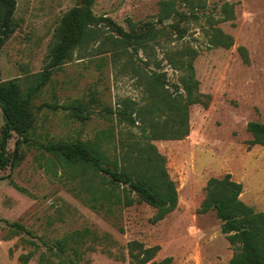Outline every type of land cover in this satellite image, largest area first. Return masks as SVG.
<instances>
[{
  "label": "rangeland",
  "instance_id": "rangeland-1",
  "mask_svg": "<svg viewBox=\"0 0 264 264\" xmlns=\"http://www.w3.org/2000/svg\"><path fill=\"white\" fill-rule=\"evenodd\" d=\"M15 1L17 28L0 49L1 79L17 78L23 89L36 88L30 98L34 133L22 145L21 158L0 168V264H58L60 257L48 246L55 238L85 227L108 234L116 243L101 246L87 238L77 264H128L126 243L132 239L158 245L154 258L170 256L171 264H228L234 248L221 230L222 221L214 209L202 213L199 207L207 180L230 173L242 184L239 198L264 213V145H250L246 129L248 121L264 123V0H205L206 8L197 19L186 4L177 2L176 8L186 17L172 16L162 23L158 21L161 0H94L95 15L109 16L125 30L127 19L137 26L150 23L155 30L165 28L138 50L116 45L103 28L100 38L75 49L38 86L54 30L79 0ZM225 2L234 5L235 16L215 22ZM169 24H175L174 30ZM212 27L232 36V46H210ZM185 46L197 51L195 76L199 90L210 95L209 105H189V133L184 138L151 140L164 155L176 184L177 206L156 222L152 221L156 209L145 202L93 210L81 198L87 193L75 180L57 165L47 168V153L40 142L94 139L104 129L114 135L104 143L110 156L129 152L126 145L143 138L141 124L119 122L106 110L125 100L145 104L150 75L173 90L171 84L181 71L171 67L169 56ZM238 46L247 49L249 63L242 60ZM86 112L85 120L76 116ZM2 125L0 109V129ZM16 139L13 133L7 143L10 153ZM12 222L22 224L30 234L13 231ZM27 253L30 257L23 263L20 256Z\"/></svg>",
  "mask_w": 264,
  "mask_h": 264
},
{
  "label": "trees",
  "instance_id": "trees-1",
  "mask_svg": "<svg viewBox=\"0 0 264 264\" xmlns=\"http://www.w3.org/2000/svg\"><path fill=\"white\" fill-rule=\"evenodd\" d=\"M177 2L188 6L193 19H197L198 12L206 8L205 0H161L158 15L160 23L172 16L186 17V14L176 8ZM93 3L94 0H79L77 6L61 16L49 44L46 69L38 75L37 86L43 84L50 71L59 67L75 49L100 38L103 28L110 32L106 37H110L116 45L124 49L130 46L134 50L144 49L148 41L156 39L165 28L163 25L155 30L150 23L145 27L137 26L127 19L128 30H125L109 16L95 15L92 11ZM15 6V0H0V49L17 28L13 16ZM220 13L221 16L215 22L233 19L234 5L223 3ZM209 19L212 17L209 16ZM174 25L169 24V27L174 30ZM208 43L213 47L229 48L233 44V38L219 27H212ZM237 49L242 60L249 63L247 49L244 46H238ZM196 54L194 48L185 46L169 56L171 67L181 71L177 82L171 84L173 90L166 87L164 81L160 82L157 76L150 75L145 82L149 93L145 104L138 106L125 100L113 110H106L115 114L119 122L141 124L143 138L128 143L126 147H129V152L122 156H110L107 153L104 143H110L113 138L111 130H100L94 139H47L40 142L42 151L47 153V168L53 169L57 165L67 173L68 178L75 180L81 190L87 193L81 198L93 210L98 211L105 205L110 209L112 205L130 206L145 202L156 209L152 221L164 218L177 206L178 191L168 174L164 155L151 140L184 138L189 133V105H209L210 95L199 90V82L195 76L193 61ZM35 89H23L17 78L2 80L0 71V109L3 118L0 129V168L8 164L13 166L21 158L22 145L31 141L34 117L30 111V98ZM75 106L71 105L69 108ZM76 116L85 120L89 113ZM246 129L251 134L248 140L250 145H264L263 122L248 121ZM13 133L17 139L15 148L10 153L7 143ZM81 190H77V195H81ZM241 191L242 184L233 180L230 173L222 177H210L199 212L214 209L222 221L221 230L227 234V239L234 248L228 264H264V213L244 203L239 198ZM11 227L15 232L25 231L30 234L17 222H12ZM87 238L101 246L110 241L113 245L116 243L108 234L99 235L85 227L55 238L48 247L53 255L60 257L58 264H77L81 255L80 246ZM101 249L112 255L108 248ZM158 250V245L146 246L141 241L132 239L126 243L128 264H171L170 256L161 260L154 258ZM29 257V253L20 256L23 263Z\"/></svg>",
  "mask_w": 264,
  "mask_h": 264
}]
</instances>
